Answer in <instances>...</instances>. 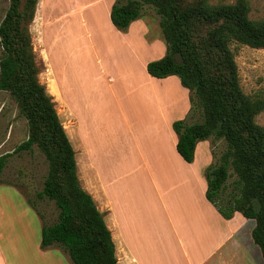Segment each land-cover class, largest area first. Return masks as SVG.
Returning <instances> with one entry per match:
<instances>
[{
  "label": "trees",
  "instance_id": "trees-1",
  "mask_svg": "<svg viewBox=\"0 0 264 264\" xmlns=\"http://www.w3.org/2000/svg\"><path fill=\"white\" fill-rule=\"evenodd\" d=\"M37 2L9 0L0 21V90L11 95L27 124V137L14 150L36 146L47 163L36 196L52 200L58 213L54 222L42 221L40 247L61 246L73 264H116L110 230L79 182L72 145L52 96L38 80L29 30ZM144 4L159 16L166 44L165 54L147 62V72L156 78L176 75L201 111L199 120L172 122L176 151L191 162L198 141L224 139L225 150L204 170L205 197L226 219L238 211L254 220L251 236L264 264V126L255 120L264 110V96L242 90L230 47L236 42L264 48V16L249 17V0H115L110 21L124 31ZM10 155H0V175Z\"/></svg>",
  "mask_w": 264,
  "mask_h": 264
},
{
  "label": "crops",
  "instance_id": "crops-1",
  "mask_svg": "<svg viewBox=\"0 0 264 264\" xmlns=\"http://www.w3.org/2000/svg\"><path fill=\"white\" fill-rule=\"evenodd\" d=\"M94 1L74 8L71 13L78 16L77 27L86 34L90 33L93 18L86 21L80 18V12ZM41 2L36 4L34 20L40 15ZM109 12L106 6L104 22L106 17L110 20ZM65 15L57 19L70 17ZM107 22L113 40L120 45L125 37L140 41L139 44L146 39L147 48L153 45L146 18L131 21L124 31ZM155 41L160 50L158 56H162L164 45L160 35ZM96 54L93 53L94 57ZM123 57H114L112 62L129 67L127 57ZM96 60L101 62L99 57ZM144 74L147 87L155 88L154 82L158 80L161 100L154 99L153 94L147 100L142 96L143 88H132L127 102L134 109V116L130 113L133 117L122 120L124 124L109 119V105L94 91L98 84H94L93 90L86 89L85 82L68 86L63 68L49 93L61 107V112L56 107L55 110L74 150L79 182L93 198L110 230L116 264H261L260 250L251 236L254 220L238 211L226 219L205 197L202 170L212 156L201 164L203 168L196 169L176 151L177 135L172 122L184 118L188 111V89L176 75L156 78L147 72L146 66ZM115 75L110 74L111 81ZM166 89L173 91L174 96L173 92L166 94ZM86 91L89 92L85 94ZM146 123L152 126L147 129ZM208 148L206 145L203 150L210 154ZM142 165L146 173H172L160 186H155L158 182L151 175L156 197L139 195L137 181ZM41 226L40 215L20 187L0 181V264H73L68 257L61 261L60 255L50 253L52 246L40 247Z\"/></svg>",
  "mask_w": 264,
  "mask_h": 264
},
{
  "label": "rangeland",
  "instance_id": "rangeland-1",
  "mask_svg": "<svg viewBox=\"0 0 264 264\" xmlns=\"http://www.w3.org/2000/svg\"><path fill=\"white\" fill-rule=\"evenodd\" d=\"M92 1L42 0L40 15L38 14L39 16L35 20L33 19L29 25L35 62L39 71L37 76L39 82L45 86L48 93H51L53 89L55 78L60 77L62 68L67 75L68 86H77L85 82L87 85L86 89L92 88L93 90L94 84H98V90L94 91L97 95L103 96L105 103L109 105V119L111 120L112 118L113 121L121 123L122 120L126 121L127 118L130 119V117L134 116V109L127 102L131 98L130 91L132 88L136 90V86L143 88L142 96L147 100H149L150 97L148 96L150 94L154 95V99L158 98L161 100L159 96H162V92L157 91L160 89L157 88L160 87L158 80L154 82L156 84L155 88L147 84L148 88L143 77H145L144 71L147 62L161 56H158L160 50H157L155 41L157 35H160L164 45L162 55L166 52V44L158 24L159 16L155 13L154 8L147 4L143 5L141 15L136 19L144 17L150 24L148 37L152 39L153 45L149 48L144 45L147 42L146 39L142 40L143 44H139L140 41L125 37L121 45L113 40V35L108 28L110 27L108 26L110 22H107L110 20L106 17L105 19L107 20L103 21V10L106 6L110 9L115 0H96L92 3V6H84L80 12V18H84L86 21L93 18L89 27L90 33H84L81 27H77L78 16H72L71 13L74 8ZM210 1L217 3L232 2L233 0ZM249 3L250 18L258 19L264 16V0H249ZM8 4L9 0H0V21ZM62 14H66L65 16L70 15V17H65L62 21H59L60 19L57 18ZM230 47L237 63L242 90L247 94L264 96V48H252L236 42L231 43ZM94 52L97 53L95 57L93 55ZM120 56H124L123 58L127 57L130 64L129 67L122 62L119 65H115V62H112L114 57ZM98 57L101 60L100 63L96 60ZM111 62L113 63V68L110 69ZM115 73L116 75L113 76L114 81H111L110 74ZM169 89H166V94L173 92L168 91ZM88 92L86 91L85 94ZM91 94L90 92L89 95L91 96ZM189 94L188 91L189 108L184 118L186 122H193L201 118V111L191 104ZM171 95L174 96V92ZM176 98L181 99L178 96ZM53 101L58 113L61 112L58 102ZM255 120L258 124L264 126V110L255 116ZM63 122L65 124V121ZM122 124L124 123L122 122ZM144 125H146L147 129L152 126L150 123ZM74 130H76L75 127ZM27 133L26 120L19 113L14 99L8 92L0 90V155L11 152L7 164L0 175V181L13 183L20 187L23 194L35 204L34 206L42 216V221L52 223L57 219L58 213L54 202L49 199H40L36 196V193L42 188L43 178L47 171L44 155L36 146H33L30 151L14 150L19 143L26 139ZM199 143L191 161L196 169L198 167L203 168L201 164L209 160V155L212 156L209 164L216 162L226 148V142L222 138L209 137L200 140ZM206 145L209 147L208 153L210 152V154L203 150ZM159 159H161L160 156ZM177 164L173 163V165ZM204 170H202L203 173ZM171 174L169 172L146 173L142 165L137 181L139 195L156 197V190L150 181L151 175L158 182L155 186H160V184L171 178ZM160 176H163V178H160ZM233 178L234 176L231 174L228 183H231ZM167 186L169 185L164 187ZM229 189L230 185L226 188V192ZM135 193L137 195V192ZM256 247L259 249L257 245ZM49 252L54 255H60L61 261L68 257L65 250L57 244L53 245ZM261 264H263L262 257Z\"/></svg>",
  "mask_w": 264,
  "mask_h": 264
}]
</instances>
